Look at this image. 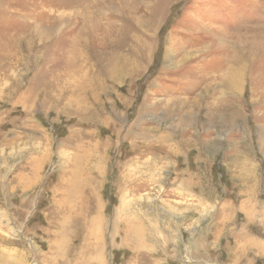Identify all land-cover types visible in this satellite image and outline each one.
Listing matches in <instances>:
<instances>
[{
  "label": "rangeland",
  "instance_id": "374dc122",
  "mask_svg": "<svg viewBox=\"0 0 264 264\" xmlns=\"http://www.w3.org/2000/svg\"><path fill=\"white\" fill-rule=\"evenodd\" d=\"M77 1L0 0V264H264V0Z\"/></svg>",
  "mask_w": 264,
  "mask_h": 264
},
{
  "label": "crops",
  "instance_id": "0c3cea01",
  "mask_svg": "<svg viewBox=\"0 0 264 264\" xmlns=\"http://www.w3.org/2000/svg\"><path fill=\"white\" fill-rule=\"evenodd\" d=\"M196 197H200L197 193ZM246 202H228L229 198L227 197H222L221 199V204L219 206L221 212H223V214L220 215L219 219L221 221L220 224L216 225L214 227V231L217 232L221 229L222 224H224L225 222H227V220H231L232 218V214H227V209L232 208V210L235 211L236 207H235V203L237 205V208L239 209V211H242L244 213L243 215V220L242 221H237L235 224L237 225L236 229L238 231V233H240V229L239 227L241 226V228L244 229V232H248V237H246L244 243L243 248H245L246 246L249 249L255 250V252L257 253V255L259 254H264V234H262L264 232V202H256V201H251L250 199H245ZM210 202V201H206ZM204 202H202L203 204ZM227 214V215H226ZM241 222V224H239ZM253 224V228L251 226V231H249V229H247V225ZM227 228H230V224L225 223ZM235 229V230H236ZM243 232V234H244ZM261 233V234H260Z\"/></svg>",
  "mask_w": 264,
  "mask_h": 264
},
{
  "label": "bare ground",
  "instance_id": "6f19581e",
  "mask_svg": "<svg viewBox=\"0 0 264 264\" xmlns=\"http://www.w3.org/2000/svg\"><path fill=\"white\" fill-rule=\"evenodd\" d=\"M78 1H81V3H79V5L81 6L80 8H81V11L82 10H84L85 11V13H82L81 11V20H85V16H89V14H91V13H96V14H100V12H101V10L103 9V5L101 4V3H99L98 2V0H93V1H91V3H90V1H88V0H78ZM77 1V2H78ZM85 1H87L86 3H85ZM95 1V2H94ZM124 1V2H123ZM122 2H121V5H118L117 7H118V9H125L126 8V6L124 7V4H125V0H123ZM58 2V1H57ZM94 2V3H93ZM114 3H116V2H114ZM61 4V3H60ZM63 5V4H62ZM78 5V4H77ZM78 5V6H79ZM116 5V4H115ZM69 6V5H68ZM106 6H108V7H110L111 9H113V6H114V4H113V2H112V0H106ZM110 9V10H111ZM79 12V13H80ZM77 14H78V11H77ZM80 15H78V16H80ZM121 16V15H120ZM77 17V16H76ZM99 22V21H98ZM49 23V22H48ZM53 23H56V22H54L53 21ZM57 23H59V22H57ZM83 23V22H82ZM78 24V23H77ZM80 24V23H79ZM51 25H53V24H51ZM82 26V25H81ZM80 30H81V28H80ZM53 31V30H52ZM80 33V32H79ZM109 34V33H108ZM243 36V35H242ZM236 38V40H235V46H237V58H238V61L241 63V62H244V61H248L249 60V58L251 57V55H254L255 54V52H257V49H259L261 46H262V44L264 43V41L262 42V39H261V37H257V36H255V37H253L250 41H246V42H244V37H241V36H236L235 37ZM244 42V43H243ZM86 44V43H85ZM236 49V48H235ZM80 50V49H79ZM81 51V50H80ZM78 53V52H77ZM246 55V56H245ZM112 55L110 56L109 55V60H111V61H113V59L115 58V56L114 57H112ZM236 58V59H237ZM107 59V58H106ZM105 59V60H106ZM122 59V58H121ZM248 59V60H247ZM101 60H104V59H101ZM115 62V61H114ZM241 64H243V63H241ZM238 65H240L239 63H238ZM237 65V66H238ZM241 66V65H240ZM107 67V66H106ZM237 68H239V67H237ZM112 69H114V68H108L107 70H105V72L107 73V72H111L112 71ZM234 70V69H233ZM232 70V71H233ZM236 71V70H235ZM239 72V73H238ZM238 72H234L235 73V76L237 77H235L236 78V81H238L239 80V77H240V73H241V71L239 70ZM230 74V73H229ZM228 78H229V76H227ZM230 77H231V75H230ZM234 78V77H233ZM228 80H230V79H228ZM230 81H233V80H230ZM235 81V80H234ZM233 81V82H234ZM231 83V82H230ZM234 84V83H233ZM63 212V211H62ZM67 212V211H66ZM65 218V217H64ZM60 222V221H59ZM134 243V242H133ZM138 244V243H137ZM139 245V244H138ZM135 246V245H134ZM133 246V247H134Z\"/></svg>",
  "mask_w": 264,
  "mask_h": 264
}]
</instances>
